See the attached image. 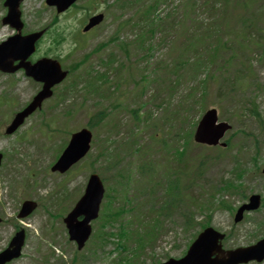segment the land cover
<instances>
[{
  "label": "rangeland",
  "instance_id": "374dc122",
  "mask_svg": "<svg viewBox=\"0 0 264 264\" xmlns=\"http://www.w3.org/2000/svg\"><path fill=\"white\" fill-rule=\"evenodd\" d=\"M85 1L79 0L77 4ZM189 1L194 11L188 13L189 18H183L180 13ZM189 1L167 0L159 13V25L150 36L145 33H148L146 22L143 27L141 21L132 24L142 3L106 0L107 6L106 3L98 6L106 11V17L89 33L85 48L76 50L69 32L80 25L65 18L59 20L60 16L40 48L51 49L50 55H58L65 67L83 59V54L95 44L107 43L71 70L53 88V95L42 103L40 111L33 112L12 134H5L4 128L19 107L31 99L37 84L16 74L12 87L14 78L6 79L0 73V152L4 156L0 188L4 183L10 191L0 190V250L17 226L26 230L21 256L8 264H115L120 257L126 258L117 264H129L128 261L156 264L169 257L179 258L200 231L199 223L205 220L208 211L200 208V202L205 200L213 208L210 226L228 234L223 241L227 248L248 244L255 232L264 234L262 202L257 210L247 214L248 220L242 219L236 225L231 213L219 206V201L224 200L234 207L252 193L264 196V175L260 172L264 168V0H252L249 8L243 6L244 0ZM39 2L40 21L33 18ZM23 6L28 29L41 27L53 18L54 10L43 6L41 0H25ZM73 10L69 9V15H74ZM1 12L0 6V16ZM9 32L0 25V39ZM56 32L63 41L54 50L51 37ZM115 34L118 41L112 42L109 39ZM85 40L78 34L79 46L85 45ZM124 42L128 54L122 49ZM214 44L221 45L215 53L211 52ZM111 56L116 59L115 69L108 72L101 59ZM185 60L189 61L184 63ZM140 75L149 79L143 77L140 81ZM203 80L206 82L201 92ZM192 87H196L195 91ZM108 90L111 92L107 94ZM254 104L262 121L251 111ZM209 108H216L218 119L231 126L224 138L230 136L232 145L218 158L214 154L219 149L193 140L184 143L185 134ZM101 111L105 115L99 123L91 125L93 140L84 158L67 172H51V165L69 134L86 126L90 117ZM155 130L157 133L153 135ZM255 138L259 143L256 156L261 157L258 170L250 158L254 156ZM174 149L182 152L176 154ZM181 158L182 162H177ZM143 163L152 168L149 175L153 180L143 179L138 173L137 167ZM234 168L243 172L242 184L231 173ZM93 171L106 179L103 184L107 195L81 250L85 261L74 263L71 259L76 247L68 239L63 218L82 195L88 174ZM121 173H128L131 180H124ZM167 177H180L179 181L187 188L182 190L185 197L177 194L179 200L167 213H162L167 192H180L172 181L169 184ZM39 178L43 187L50 189L46 195L45 188L40 189ZM120 181L124 183L123 189ZM226 181L237 187L243 185L239 192L245 196L234 192L212 194ZM29 198L38 202L36 208L23 218L17 217L20 202ZM122 205L125 208L118 220L124 219L131 235L143 231L145 223L154 222L155 218L160 223L153 242L148 241L135 253V246H139L137 235L128 240L122 238L126 247L123 251L115 248L116 236L105 235L99 240L97 232L94 234L97 242L92 238L100 222L101 208L102 213H108ZM189 215L194 219L192 223L185 220ZM256 224L262 225L256 228ZM101 228L116 233L118 225L113 222Z\"/></svg>",
  "mask_w": 264,
  "mask_h": 264
},
{
  "label": "water",
  "instance_id": "95a60500",
  "mask_svg": "<svg viewBox=\"0 0 264 264\" xmlns=\"http://www.w3.org/2000/svg\"><path fill=\"white\" fill-rule=\"evenodd\" d=\"M73 0H65L63 7H66ZM19 0H5V4L10 6L9 14L4 18V22H9L10 18L13 22H9L12 26L19 27L17 24L18 13L16 8ZM62 7V8H63ZM100 17L94 18L87 25L86 29L91 25L97 23ZM39 34H34L23 39H17L16 36L10 38L6 42L0 44V69L4 71H12L14 68L10 66L11 62L17 58H25L28 53L32 52L33 41ZM17 40V42H16ZM20 65H24L21 63ZM19 65V66H20ZM18 66V67H19ZM29 66V65H28ZM26 73L32 75L35 79L44 82L41 91L34 97L33 101L21 112H19L12 123L7 127L6 132H12L19 123L22 122L25 116L33 111L41 101L51 95L50 87L60 81L65 73L60 71L59 63L50 59H40L37 64L29 66ZM215 116L214 110L208 111L200 122L196 130L195 138L199 141H206L208 143H216L218 138L222 136L224 131L229 127L226 123L221 122L214 125ZM91 133L87 129H82L72 134L69 145L66 147L59 160L52 166V170L64 171L67 167L76 161L79 157L85 154L89 148V141ZM70 154V158H68ZM102 186L96 175H91L88 186L82 198L78 201L73 211L65 218L68 227L70 238L75 239L79 246L83 244L89 233L88 221L96 216L100 198L102 196ZM35 206L32 202H24L20 216L27 214ZM78 215H83L82 221H76ZM211 234H215L212 229L208 228L198 235L194 242L188 248L186 254L180 259L170 258L161 264H213L207 259L210 252L208 247V240ZM23 241L22 232L16 233L15 237L10 241L8 247L0 252V264L18 256L20 247ZM264 241L258 243L262 244ZM258 245L254 246L257 247ZM257 259L264 257V249L258 255H251Z\"/></svg>",
  "mask_w": 264,
  "mask_h": 264
},
{
  "label": "trees",
  "instance_id": "16d2710c",
  "mask_svg": "<svg viewBox=\"0 0 264 264\" xmlns=\"http://www.w3.org/2000/svg\"><path fill=\"white\" fill-rule=\"evenodd\" d=\"M161 1H163V0H153V2H152L151 5H147V8L143 9V11H142V16H143V17H146L145 20H148L149 15L155 10V8H157V6L159 5V3H160ZM250 3H251V0H245V1H243L242 4H243L244 7H248ZM191 9L193 10V7H191ZM156 10H157V9H156ZM190 11H191V10H190ZM191 12H192V11H191ZM150 16H151V15H150ZM149 21L152 22V21H153V18H149ZM150 32H151V33L153 32L152 29H151ZM113 39L115 40V37L111 38V40H113ZM101 45H103V44H100V45L97 46L96 48L98 49ZM126 45H127V43L124 42V43H123V46H124V47H122V49H123L125 52H127ZM148 50H149V49H148ZM254 112H255L256 116L259 117V114H258V112H256V109H255V108H254ZM94 118H95L97 121H99V120L101 119V112L98 113V114H96V115L94 116ZM97 121H96L95 123H97ZM117 235H118L119 238L126 237V236H127V231L125 232L124 230H121ZM148 236H149V235H148ZM139 241H140V240H139ZM115 244H116V248L122 247V245L119 243L118 240L115 242ZM140 244H142V241H140Z\"/></svg>",
  "mask_w": 264,
  "mask_h": 264
},
{
  "label": "flooded vegetation",
  "instance_id": "af4514ba",
  "mask_svg": "<svg viewBox=\"0 0 264 264\" xmlns=\"http://www.w3.org/2000/svg\"><path fill=\"white\" fill-rule=\"evenodd\" d=\"M38 20L40 21V14L38 16ZM40 28V27H39ZM29 31H24V33H27ZM30 62H34L36 61L37 59H39V56L37 54H33V55H30L28 58H27ZM21 71V70H20Z\"/></svg>",
  "mask_w": 264,
  "mask_h": 264
}]
</instances>
